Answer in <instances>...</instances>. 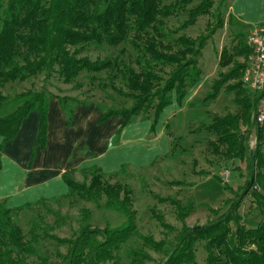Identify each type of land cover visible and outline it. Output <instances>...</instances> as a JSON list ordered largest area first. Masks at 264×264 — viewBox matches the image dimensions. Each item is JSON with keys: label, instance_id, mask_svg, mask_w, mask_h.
<instances>
[{"label": "trees", "instance_id": "obj_1", "mask_svg": "<svg viewBox=\"0 0 264 264\" xmlns=\"http://www.w3.org/2000/svg\"><path fill=\"white\" fill-rule=\"evenodd\" d=\"M169 1L163 4V0H0V156L3 146L16 137L24 120L33 111L40 116L34 153L46 145L48 110L53 98H58L68 123L76 108L85 104L77 97L56 96L44 89L26 90L14 97L3 94L2 89L6 85L25 82L42 73L47 80L58 75L63 82L72 83L84 72L116 71L112 78L121 76L126 90L114 84L112 87L132 99V105L105 109L100 121L103 123L114 116L123 117L120 132L136 116H148L152 111L155 125L174 96L181 102L188 90L201 80L199 59L208 37H175L178 28H168L166 21L185 12L187 19L179 28L194 25L199 17L209 12L213 0ZM233 17L231 13L230 18ZM219 20L218 27H221L224 21ZM89 44L120 48V53L116 57L96 60L80 56L82 48ZM127 44L135 51L138 69L123 57L129 52ZM237 53L249 57L252 49L241 42ZM231 61L229 57L224 63ZM246 66L239 64L228 74H222L213 83V93L209 96L215 97L223 88L234 91L237 103L242 106L241 114L217 116L213 122L203 124L209 132L217 135L219 143L227 147L229 158L246 160L250 175L243 192L235 193L234 198L226 201L230 207L221 218L190 228L185 221L191 213V205L184 206L179 200L157 196L161 202H169L175 208L176 217L184 223L176 243L169 245L137 230L135 211L129 197L131 190L126 189L122 196L119 184L110 186L103 182L107 174L123 173L127 164L111 173L98 166L84 168L81 173L85 179L92 176L89 183L76 180L77 170H70L63 176L69 192L62 197L78 196L98 203L105 196L103 207L122 214L125 221L118 226L107 224L105 228H99L91 224V212L84 208L85 224L74 237L50 233V228L42 225L41 219L32 222L28 237L15 224L14 213L32 204L11 209L6 201L0 200V264H56L50 254L41 251L40 243L47 239L67 247L65 254L57 252L61 258L59 264H146L151 256L142 248L130 250V260L124 262L120 253L132 237L140 238L145 247L164 252L168 256L164 264H194L196 245L201 241L206 242L208 264H264V124L258 125L254 118L259 98L246 86L242 88ZM238 77L241 79L237 83L225 85L229 79ZM90 79L96 80V76L92 75ZM241 124L256 128L257 142L249 152L240 133ZM169 126L168 123L166 128ZM249 193L261 213V220L253 227L247 226L243 222L244 217L238 213ZM43 201L46 199L42 198L37 203ZM214 211L216 209H212ZM157 219L164 227L172 229L160 213H157ZM30 258L35 260L30 262Z\"/></svg>", "mask_w": 264, "mask_h": 264}, {"label": "rangeland", "instance_id": "obj_2", "mask_svg": "<svg viewBox=\"0 0 264 264\" xmlns=\"http://www.w3.org/2000/svg\"><path fill=\"white\" fill-rule=\"evenodd\" d=\"M231 1L213 0L209 12L199 17L194 25L185 29L179 28L187 19L185 12L166 21L168 28H178L175 37L180 35H187L193 39L208 37L207 45L199 59L202 68L201 80L188 90L181 102L176 97L173 98L172 103L160 113L155 125L152 118L153 111L149 113V117L143 114L136 116L131 124L134 129L130 131L129 136L132 144L135 145V142L137 144L130 145V148H126L128 150L125 149L131 163H127L123 173L115 176L107 174L103 178V182L110 186L119 184L122 196L126 189L132 191L129 197L135 211L137 230L143 235L152 236L155 240L167 242L169 245L176 243V237L184 223L176 217L175 208L169 202H161L157 196L179 200L184 206L191 205V213L185 224L194 228L218 220L227 213L230 205L226 201L234 198L235 193L243 192L250 179L246 160L229 158L226 153L227 147L219 143L217 135L209 132L203 125L213 122L217 116L242 112V106L237 103V94L234 91L229 92L223 88L215 97L209 98L213 93V83L221 78L222 74L226 75L239 64L247 65L249 62L250 56L239 55L237 49L241 46V42L248 44L247 36L252 27L236 17L230 18ZM168 3L169 0H163V4ZM219 19L224 21L221 27H218ZM213 31L215 32L212 33ZM126 48L129 52L123 56L125 61L138 69L135 51L129 44ZM119 53L120 48L89 44L82 48L80 56H88L96 60L116 57ZM229 57L232 61L225 65L224 62ZM168 70L169 68H166V71ZM115 73L116 71L110 70L95 74L84 72L72 83L63 82L58 75L47 80L42 73L25 82L10 83L2 89V92L4 95L14 97L26 90L44 89L56 96L77 97L86 105L101 107L102 111L111 107H129L132 105V99L121 95L112 87L114 84L117 88L126 90L121 76L112 78ZM92 75L96 76V80L90 79ZM240 79L241 77L229 79L225 85L237 83ZM242 88H246L245 85H242ZM243 94L246 96L247 93L244 91ZM166 115H170L167 121L170 126L168 129L167 124L165 125L163 136H166L168 141L162 142L164 147L160 150L158 140L153 141V139L158 134ZM150 122L152 125L146 128ZM89 130H92L91 125ZM104 132L106 133L107 129L101 133ZM120 133L118 130L115 136L110 134V140L116 142ZM240 133L245 138L248 152L253 150L257 142L255 126L241 124ZM139 147L141 150L137 151ZM144 150H149L146 156L138 154ZM143 156L146 164L136 166L134 162H139ZM227 172H229L228 177ZM74 176L76 180L88 183L92 178L88 175L85 179L81 172H76ZM105 200V196L98 203L78 196L46 199L14 213V222L28 237L32 222L41 219L42 225L50 228V233L71 238L78 233L81 225L85 224L83 210L88 208L93 226L105 228L107 224L113 227L121 225L125 221V216L105 209L103 207ZM212 209L216 211L212 212ZM157 213L163 215L164 222L170 224L172 229L163 226L157 219ZM238 213L244 217L243 222L249 227L256 226L261 220L260 210L251 193L243 200ZM232 227L235 228L234 224ZM205 243V241L197 243L194 264H208ZM40 246L42 253L50 254L56 264L61 261L57 252L62 254L67 252L66 246H58L49 239L42 241ZM138 248L145 249L150 254L151 259L147 260L146 264H164L168 260L164 252L145 247L140 238L132 237L123 245L120 253L125 263L130 260L128 252ZM33 260L35 258L29 259L30 262Z\"/></svg>", "mask_w": 264, "mask_h": 264}, {"label": "crops", "instance_id": "obj_3", "mask_svg": "<svg viewBox=\"0 0 264 264\" xmlns=\"http://www.w3.org/2000/svg\"><path fill=\"white\" fill-rule=\"evenodd\" d=\"M230 11L247 26L264 23V0H232ZM100 108L97 105L81 104L68 123L59 100L53 98L48 110L47 143L35 153L40 116L37 111H33L24 120L16 137L8 141L1 150L0 200L6 201L7 206L14 209L37 203L42 198L64 196L69 192L63 177L65 172H81L84 168L98 166L104 172L111 173L119 170L123 164H130L131 159L125 149L137 144H132L129 136L130 131L134 129L132 123L121 130L116 142L110 140V134L115 136L124 119L114 116L102 123L100 120L104 110ZM169 116L166 115L153 139L158 140L160 150L164 147L162 142L168 141L167 137L163 136V131ZM148 124L146 128H149L152 122ZM90 125L92 130H89ZM104 129H107V132L101 133ZM1 142L2 138L0 145ZM140 148H137V151H140ZM147 151L138 154L146 156ZM144 156L134 164L144 166Z\"/></svg>", "mask_w": 264, "mask_h": 264}, {"label": "built area", "instance_id": "obj_4", "mask_svg": "<svg viewBox=\"0 0 264 264\" xmlns=\"http://www.w3.org/2000/svg\"><path fill=\"white\" fill-rule=\"evenodd\" d=\"M252 53L243 75L244 85L259 98L254 115L258 125L264 124V23L252 26L247 36ZM227 177L229 172H227Z\"/></svg>", "mask_w": 264, "mask_h": 264}]
</instances>
